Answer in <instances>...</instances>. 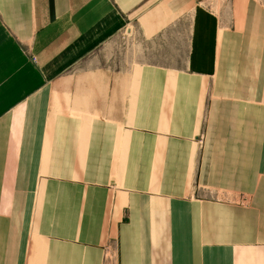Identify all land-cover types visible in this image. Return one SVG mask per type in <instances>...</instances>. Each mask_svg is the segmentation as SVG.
I'll use <instances>...</instances> for the list:
<instances>
[{
  "label": "crops",
  "instance_id": "0c3cea01",
  "mask_svg": "<svg viewBox=\"0 0 264 264\" xmlns=\"http://www.w3.org/2000/svg\"><path fill=\"white\" fill-rule=\"evenodd\" d=\"M0 264H264V0H0Z\"/></svg>",
  "mask_w": 264,
  "mask_h": 264
},
{
  "label": "rangeland",
  "instance_id": "374dc122",
  "mask_svg": "<svg viewBox=\"0 0 264 264\" xmlns=\"http://www.w3.org/2000/svg\"><path fill=\"white\" fill-rule=\"evenodd\" d=\"M136 41V35H129L126 33L119 34L99 49L92 58L96 59V63L101 59L103 64H119L120 62L122 63L126 61V63L123 64L129 66L133 64L136 66L137 63H142V61L146 59V55L142 54L140 51L138 52L136 49ZM199 141L200 144H202V135L200 136Z\"/></svg>",
  "mask_w": 264,
  "mask_h": 264
}]
</instances>
